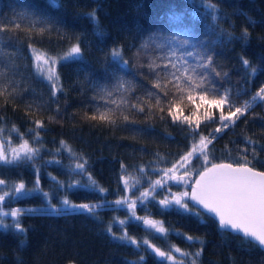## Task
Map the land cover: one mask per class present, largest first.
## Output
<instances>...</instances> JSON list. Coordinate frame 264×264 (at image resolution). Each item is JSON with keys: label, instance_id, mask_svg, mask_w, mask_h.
I'll return each mask as SVG.
<instances>
[{"label": "trees", "instance_id": "obj_1", "mask_svg": "<svg viewBox=\"0 0 264 264\" xmlns=\"http://www.w3.org/2000/svg\"><path fill=\"white\" fill-rule=\"evenodd\" d=\"M207 2L209 0H59L60 7L54 9L48 0H0V20L7 22L28 13L50 24L49 31L31 39L19 30L3 34V51L8 56L0 67L8 66L9 57L14 61V66L7 67L6 78L12 80L22 95L9 97L7 102L0 98V117L3 118L0 127H4L7 135L16 125L31 141L28 129L33 127L32 121L42 119L45 123L41 130L40 155L19 167L8 166L6 172L12 177L24 176L27 188H34L38 169L40 188L50 193V203L56 205L61 204L65 195L76 204L98 203L103 198L115 200L124 195L120 177L127 173L137 176L146 186L147 177L138 172L141 166L145 167L147 176L156 179L152 168L170 166L168 161L187 150L186 125L182 127L173 122L166 112H156L152 117L135 113L130 115V121L118 119L114 125L91 121L85 114L91 115L97 106H103L99 90L114 88L117 76L136 84L135 95L144 94L143 87L150 86L151 76L146 68L138 66L143 53L138 57L137 52L154 34L170 35L179 30L169 20L173 13L183 18L182 27H187L213 56L214 66L221 73L219 77H211L217 88L231 89L233 94L243 93L237 100L239 104L264 86V0H211L218 6L211 14L205 7ZM92 12L98 18L96 21L88 15ZM245 28L249 33L247 37L242 35ZM9 36L13 38L9 40ZM76 43L82 55L61 61L57 66L64 90L52 97L48 83L34 72L29 44L51 55L62 56ZM117 47L123 48L130 71L112 60L110 51ZM241 58L248 59L257 69L254 76L245 70ZM28 104L40 106L39 111H27ZM181 108L188 112L191 106L185 104ZM200 130L207 135L212 128L201 124ZM245 136L257 142L258 160L264 161L261 148L264 146V105L254 106L247 117L237 121L235 128L220 133L210 145L211 158L232 162L238 156V149L246 146ZM12 139L19 143L15 134ZM61 141L71 146L77 154L75 158L65 151H57ZM157 154L164 158L159 164ZM77 158L88 161L86 170L101 187L108 189L107 193L84 188L58 190L51 180L53 176L65 186L75 180L88 183L86 175L71 172ZM52 160L60 163H47ZM121 164L127 166V173H122ZM193 164L199 168L198 162L193 161ZM253 164L264 170V164L255 160ZM48 204L39 191L14 202L23 209H37V213L21 217L26 233H17L10 227L11 223L7 229L0 228V264H161L150 252L114 239L106 231L113 218H126L123 209L114 211L105 207L98 210L97 216H92L81 209L61 207L57 215L46 211ZM10 205L6 203L5 207ZM148 210L145 213L138 206L137 214H149L164 221L169 229L167 240L149 236L135 222L128 226L130 235L138 239L147 237L162 249L175 244L194 254L202 247L197 264H264V250L244 241L239 234L220 230L208 216L203 217L202 223L195 216L176 209L163 211L154 203L148 205ZM113 232L120 234L118 225L113 226ZM177 232L200 240L185 241ZM141 255L144 256L142 262Z\"/></svg>", "mask_w": 264, "mask_h": 264}, {"label": "snow or ice", "instance_id": "obj_2", "mask_svg": "<svg viewBox=\"0 0 264 264\" xmlns=\"http://www.w3.org/2000/svg\"><path fill=\"white\" fill-rule=\"evenodd\" d=\"M48 3L54 9L60 7L59 0H48ZM205 7L211 14L216 12L218 6L209 0ZM88 15L93 21L98 19L95 12ZM169 20L175 23L179 30L170 35L154 34L140 45L137 52L138 57L143 53V60L138 66L146 68L148 75L151 76L150 86L143 87L144 94L135 95L136 84L124 79L123 76H117L114 88L101 87L99 90L98 95L103 101V106H97L91 115L86 113L85 117L91 121L114 125L118 119L130 121V115L135 113H144L152 117L156 112H166L173 122L179 123L182 127L187 126L186 133L189 140L187 150L181 152L174 160L168 161L170 166L152 168L151 171L157 177L156 179L147 176L145 167L141 166L138 172L147 177L146 186L145 182L137 176L127 173V166L121 164L122 173H127L120 177L124 195L112 201L103 198L98 203L76 204L65 195L61 205L51 204L50 193L43 192L40 188L38 169L34 188H27L23 180L13 181L9 187V181L0 178V228H9L5 218L10 217L12 220L10 227L17 233H26L27 229L21 223V217L26 214L34 215L37 209L15 207L6 210L5 204H11L39 191L45 200L49 201L46 209L49 214H60L61 207L81 209L92 216H97L98 210L105 207L112 208L114 211L123 209L126 212V218H113L106 231L114 239L125 241L138 250L150 252L161 261V264H184V258H190V264H197L203 248L201 247L194 254L184 251L175 244L162 249L147 237L138 239L130 235L128 226L132 222L142 227L155 239L167 240L169 235V229L164 221L157 220L149 214L138 215V206L147 213L148 205L154 203L163 211L176 209L180 213L195 216L202 223L203 217L208 216L214 219L220 230L239 234L244 241L264 250V171L257 170L253 164L254 160L261 164H264V161L258 160L259 153L255 146L257 142L245 136L246 146L238 149V156L232 162H214L211 158L213 148H210L220 133L235 128L237 121L241 117H247L254 106L264 105V86L259 87L248 99L238 104L237 100L243 93L233 94L231 89L227 88L221 91L212 80L213 75L219 77L221 73L216 70L213 56L208 53L206 46L198 41L187 27H182L181 16L173 13L169 16ZM17 30L24 32L31 39L34 35H43L49 31L50 24L44 18L28 13H22L18 19L7 22L0 20V63H3L4 58L8 56L3 51V34L7 31L15 33ZM242 35L243 37L249 35L247 28ZM12 38L8 37L9 40ZM29 49L35 74L48 83L51 96L56 97L64 90L57 66L61 61H69L82 55L79 43L73 44L62 56L51 55L32 44H29ZM153 52L159 54L153 55ZM110 55L112 60L121 65L125 71H130L129 62L124 59L122 47L111 49ZM241 60L245 70L254 76L257 69L251 66L248 59L241 58ZM12 66L14 61L9 57L7 67ZM7 67H0V98H3L5 102L9 97L22 95L13 86L12 80L6 78ZM93 99L95 100L96 97ZM197 100L199 104L196 103ZM185 104L191 106L189 115H183L181 105ZM39 107L28 104L27 111H39ZM201 107H204L202 117L197 115ZM213 109L218 111V115L212 111ZM56 111L59 113V107ZM2 119L0 117V122ZM48 119L52 120L55 117H48ZM131 122L134 123V121ZM203 122H211L218 126L205 135L200 130ZM32 124L33 127L28 129L31 141L25 138V133L20 132L16 125L11 127L7 136L4 135V127H0V166L19 167L26 162L34 161L40 155L41 130L45 128V123L42 119H34ZM13 134L17 136L19 143L13 144ZM261 148L264 150V146ZM57 151H65L73 158L77 156L65 141H61V147ZM228 153L231 155L230 149ZM250 156L251 159H249ZM163 159L157 154V164ZM193 161L198 162L199 168L193 164ZM47 163L59 164L60 161L52 160ZM87 163L86 159L77 158L74 159L71 168V172L75 175H86L87 184L75 180L65 186L54 176L51 180L58 190L84 188L100 194L107 193L108 189L101 187L86 170ZM173 187L180 190L173 191ZM114 225L119 226V235L113 232ZM176 235L188 242L200 240L199 237L180 232ZM200 243L202 245L203 241L201 240ZM139 259L142 262L144 256L141 255Z\"/></svg>", "mask_w": 264, "mask_h": 264}, {"label": "rangeland", "instance_id": "obj_3", "mask_svg": "<svg viewBox=\"0 0 264 264\" xmlns=\"http://www.w3.org/2000/svg\"><path fill=\"white\" fill-rule=\"evenodd\" d=\"M196 103L199 104L200 102L197 100ZM203 111H204V107H201V108L199 109L197 115L200 116V117H202V116H203ZM212 111H213L216 115H218V111H217L216 109H213ZM225 111H227V109H225ZM189 112H190V111H188V112H184V111H183V115H189ZM194 119H195V118H194ZM201 124H203L204 126L210 128V129H211V128H214V127H216V126H218V125H216V124H214V123H211V122H203V123H201ZM59 198H61V197H59ZM58 205H61V204H58ZM15 207H19V208H21L22 206L14 205V208H15ZM5 209L7 210V209H9V208H6V207H5ZM5 221H6L7 224H8V223H12V220H11L10 217H9L8 219H6ZM168 247H169V245H168L165 249H167ZM176 255H177V254H176ZM177 256H179V255H177ZM186 260H187V258H184V264H190V263L186 262ZM67 264H70V263H67ZM71 264H75V263H71Z\"/></svg>", "mask_w": 264, "mask_h": 264}, {"label": "flooded vegetation", "instance_id": "obj_4", "mask_svg": "<svg viewBox=\"0 0 264 264\" xmlns=\"http://www.w3.org/2000/svg\"><path fill=\"white\" fill-rule=\"evenodd\" d=\"M4 135L7 136L6 134H4ZM12 142H13V144L17 143V142H14L13 139H12ZM6 167H8V166H0V178L8 180L9 181V187L11 186V183L13 181L18 182L20 180H23V182H24V176H21L19 178L12 177L6 172V170H5ZM179 190H180L179 188L173 187V191H179ZM14 202L11 203L12 205H10L9 208H14ZM186 262L190 263V258H187Z\"/></svg>", "mask_w": 264, "mask_h": 264}, {"label": "water", "instance_id": "obj_5", "mask_svg": "<svg viewBox=\"0 0 264 264\" xmlns=\"http://www.w3.org/2000/svg\"><path fill=\"white\" fill-rule=\"evenodd\" d=\"M230 162V161H228V160H218V161H214V162H217V163H219V162ZM257 170H262V169H259V168H257ZM262 171H264V170H262Z\"/></svg>", "mask_w": 264, "mask_h": 264}]
</instances>
